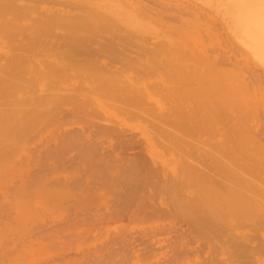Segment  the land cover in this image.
<instances>
[{"label":"rangeland","instance_id":"rangeland-1","mask_svg":"<svg viewBox=\"0 0 264 264\" xmlns=\"http://www.w3.org/2000/svg\"><path fill=\"white\" fill-rule=\"evenodd\" d=\"M32 1L34 0H20L21 3L28 4H33ZM56 1L58 5L45 3L44 5L52 6L53 10L69 9L73 11L72 14L77 6L81 7L79 3L77 4L79 0L76 2L69 0L73 2L70 3L71 5L67 3L71 8L62 6L61 3H64L62 0ZM108 2L115 3L114 5L128 16L132 13L131 17L134 16L140 26L144 25L141 21L145 22L147 25L143 28L145 27L147 31L152 33L154 31L152 27L156 29L153 38L150 32V35H145L146 30L145 33L141 34L140 31L139 34L130 27L114 25L115 33L125 35L131 42L126 46L128 51L121 49V53L124 52L132 57L134 52L129 51L140 52L138 47L160 49L167 44L165 41H169L168 38L172 39L171 31L173 33V31L186 30L199 39L200 46L199 44L196 46L198 52L196 55L203 53L209 62H213L214 68L228 74L237 80L238 85L243 86L251 102L246 110L250 134L245 141V148L241 152L237 151V155L240 153L244 156L245 162L253 164L257 172L256 176L262 180L264 177V54L262 53L264 37L259 39L263 42L262 46L260 43L257 44L258 42L246 37L242 23L248 24L251 18L258 21V17H264V0H108ZM112 6L108 7L112 8ZM239 17H244L245 22H238ZM23 25V23L19 25V29L22 30L19 34L22 35L27 29ZM263 31L262 35H264ZM155 33L159 34V37H156ZM19 39V36H15V39L13 36V40ZM121 53L117 54L121 55ZM127 73L128 76L137 75L145 78L140 71ZM154 83L157 81L155 80ZM102 99L96 98V105L94 102L91 103L97 115H79L78 118L77 115H73L71 118L72 113L64 114L63 111H58L60 105L57 107L55 104L53 106L57 112H52L54 108L49 107L54 114L52 117L49 112V116L46 115L42 120L31 121L28 118H19L18 124H13L12 126L16 127L11 131L8 125L9 130L5 131L7 137L0 140V264H264L263 230V234H255V237L256 235L258 237L255 238L256 240L252 238L248 240L251 241L250 243L238 241L239 247L234 246L235 249L232 244V248L229 247V236L232 235L226 236L223 233L214 235L207 232L208 230L200 229V234L207 235L204 234V237L198 234V226L193 222L191 212L187 211V204L181 202L180 210L173 203L170 193L172 183L181 178L182 164L190 161L189 157L181 156L177 152L169 155L163 148L160 149L159 144L163 143L165 148V142H160L161 140L156 137V139L152 138L154 133L150 134L149 128L147 126L145 128L144 121L136 116L133 119V115L128 113H125L126 117H121L120 112L109 109L108 104L106 109ZM61 100L59 101L63 105L61 104L59 109L67 111L70 108L68 100H64L66 103ZM117 103L119 104L118 101ZM123 112L122 110L121 113ZM127 117L129 119H126ZM71 129L78 132L79 138L81 136L80 142L79 138L77 140L79 143H73L74 145L70 143L73 146L64 143L61 138L68 130L72 133ZM57 138L61 139L62 143L58 142ZM89 141L93 146L85 149ZM194 141L200 152L203 151V156L206 154L204 159L214 160V154H209L212 149L207 148L209 149L207 151L205 145ZM55 145H61L60 148L64 150L51 153L46 150L49 147L54 148ZM117 145L119 147H116ZM198 156L201 163L202 156L201 154ZM194 157H190L191 164L199 168L203 166V170L215 175L211 160L209 162L203 159L206 166L204 164L198 166L199 162ZM224 157L220 159L223 160ZM226 162V164L230 163L229 159ZM133 169L136 172L141 171L132 174ZM136 174H139L140 178ZM133 178L134 180L138 178L139 183L138 181L135 183ZM191 185V183L183 185L180 191L182 195H188L186 198L195 201L193 197L197 188ZM133 186H137L136 191ZM262 188L264 189V183L261 182L258 184V189ZM179 195V192L174 194L175 198L180 197ZM262 195H257L261 197L256 199L258 205L264 206V202L260 201L264 199ZM130 199H133L132 204L127 205ZM138 203L144 205L143 211L136 216L131 210H134ZM116 207L121 211L124 208L122 212H125V215H114ZM126 208L134 213L133 216ZM182 209L188 213L183 212ZM262 209L264 215V207ZM80 220L84 221L83 224ZM71 225L74 228H71ZM235 233L239 232H233V235ZM128 235L133 240V245L130 243L134 247L130 246L131 251L127 245L130 240L126 238ZM119 236L125 238H121L124 244L120 243ZM113 238L115 240L119 238V241H114ZM139 238L141 240H138ZM256 246L260 247L256 249ZM248 247L252 249L251 252Z\"/></svg>","mask_w":264,"mask_h":264},{"label":"bare ground","instance_id":"bare-ground-1","mask_svg":"<svg viewBox=\"0 0 264 264\" xmlns=\"http://www.w3.org/2000/svg\"><path fill=\"white\" fill-rule=\"evenodd\" d=\"M55 1L34 0L32 1L33 4H28L27 2L21 3L20 0H0V38H3V40H0V140L7 137L5 131L8 132V125L10 131L13 130L16 126L13 127L12 125L18 124L19 118L36 121L35 119H44L52 110V112H57L54 106L57 104V107L60 105L59 108H61L63 104L60 103V99H62L61 101L68 100L70 108L67 111L59 108L57 110L63 111L64 114L72 113V116L69 115L71 118L73 115H77L78 118L79 115L92 116L95 114L91 105L93 102L96 105V98L100 100L103 98L102 102H105V104L103 102L105 107L108 104L107 107H110L109 109L114 112H120L121 117H126L125 113H128L133 115V119L136 116L142 122L144 121L145 128L146 126L149 128L150 134L154 133L152 138L165 142V148L163 143L159 144L160 149L163 148L169 155L177 152L181 156L189 157L190 161H192L190 157L195 156L194 158H197L196 160L199 162L198 166L199 164L200 166L202 164L206 166V162H203H210L211 160V167L214 169L215 175L207 173L206 170H203V166L199 168L191 164L192 162L185 161L180 168L181 178L179 181L175 180L172 183V190L170 191L171 199L177 205V208H179L181 202L187 204V211L191 212L193 222L198 226V230H208L207 232L214 235L221 233L226 234V236L232 235L229 236V247H231V244L232 247H239L237 245L238 241L242 240L244 243H248V240H256L258 234H263L264 215L262 207L264 206L257 204L256 197L264 193V191L262 192L263 188L258 189V184L264 183L262 181L264 177L262 180L258 178L254 165L245 162L244 156L240 153L237 155V151L241 152L245 148V141L250 134L246 110L250 107L251 102L246 96L243 86L238 85L237 80H234L228 74L214 68L213 62H209L203 53H201L202 55H196L198 53L196 46L198 44L200 46L199 39L186 30L184 32L183 30L182 32L173 31V33L171 31L172 39L168 38L169 41H165L167 44H164V47H160V49L138 47L137 49L140 52L129 51L134 52V56L131 57L124 52L121 53V49L128 51L126 46L130 45L131 42L125 35L115 33L114 25L127 26L138 31L137 33L141 31V34L145 33L146 30L145 35H150V31L145 29L147 25L145 22L140 20L142 24L144 23L142 25L139 21L142 25L140 26L138 20L134 16L131 17L132 13L128 16L120 8H117L114 5L115 3H107L108 0H103L104 3L102 0H79L77 4L79 3L81 7L78 8L77 6L73 14L71 13L73 11H69V9L66 11L53 10L52 6L58 5V1ZM62 2H64L61 3L64 7H70V3L73 4L69 0H62ZM44 3L52 6L46 7ZM67 3L70 5H67ZM107 4L108 6L113 4L112 8L114 9L106 6ZM133 17L138 25L134 23ZM258 18V21L251 18L248 24H246L244 17H239L237 20L240 23L245 22L242 24L246 37L258 42L257 44L260 43L262 46L263 42H260L259 39L262 36L264 37L262 35L264 17ZM21 23L24 24V28H27L23 35L19 34L22 32L19 29ZM143 26L145 27L143 28ZM152 29L155 32L156 29L153 27ZM153 32L150 33L154 38ZM103 34L107 36L103 37L105 36ZM13 36L14 39L15 36H19L20 39L13 40ZM155 36L159 37V34ZM125 47L126 49H124ZM114 50L117 51L114 52ZM118 52L121 55L117 54ZM105 53H108V55H105ZM262 53L264 54V45ZM130 71H133V73L140 71L145 78L143 79V76L138 77L137 75V77L128 76L129 73L127 72ZM155 80L157 83H154ZM92 97L95 99H91ZM66 101L64 102L66 103ZM51 106L54 109L49 108ZM122 110L123 113H121ZM52 112L50 117L54 116ZM11 127L13 128L11 129ZM79 133L81 134V132ZM63 134L62 141L66 144L69 143L70 146L80 142L81 136L79 138L78 132L74 129L72 133L68 130ZM78 138L79 142L77 141ZM57 139L58 142H61V139ZM194 140L205 145L206 149H212L211 152L209 149L207 151H209V154H214V160L204 159L206 154L204 153L203 156V151L200 152L201 150L196 147ZM55 146L46 150L51 153L63 149L60 148L61 145ZM92 146L93 144L89 141L85 149L92 148ZM199 154L202 156L201 163ZM220 157H224L225 161ZM228 159L230 163L226 164ZM208 166H210V163L207 164ZM133 171L132 174H135L141 170L136 172L133 169ZM133 177L136 179L135 175ZM138 178L140 177L138 176ZM138 178L137 180L133 178L135 183L137 181L139 183ZM189 183L192 184V187L197 188L196 197H193L196 199L195 201L186 198L188 195H182L180 191L183 185ZM135 187L136 191L137 188ZM178 192L180 197L175 198L174 194ZM184 195L186 196L184 197ZM260 197L257 198L260 199ZM132 200L130 199L127 205L132 204ZM260 201L264 202V199ZM116 203L118 202L116 201ZM141 204L138 203L135 205L134 210H131L135 214L130 212L129 208L126 209L131 216L133 214L137 216L143 211L142 206L144 204ZM122 206L124 207V205ZM118 209H116L114 215H125V212H122L124 208L122 211L120 209L117 211ZM179 209L181 210V208ZM187 211L183 210V212L188 213ZM82 221L83 224L84 221ZM71 228H74V226ZM239 229L240 231H238ZM200 230L198 234L204 236L205 233L200 234ZM233 232L239 233L233 235ZM255 234H257L256 237ZM128 236L126 238L129 239L131 236ZM119 238H117L118 240L113 239L118 242ZM123 241L121 239L120 243L124 244ZM132 242L133 240L130 238L128 244L126 243L130 251L131 248H134ZM257 246L256 249L260 247ZM251 248L248 247L247 249ZM251 251L252 249L249 250V252ZM112 253H114L113 250ZM101 260L103 259L101 258ZM92 262L94 263V261Z\"/></svg>","mask_w":264,"mask_h":264}]
</instances>
